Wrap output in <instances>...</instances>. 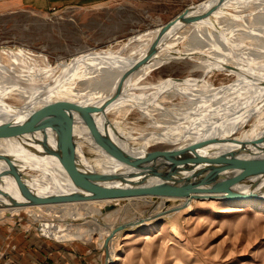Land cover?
<instances>
[{"label": "bare ground", "instance_id": "bare-ground-1", "mask_svg": "<svg viewBox=\"0 0 264 264\" xmlns=\"http://www.w3.org/2000/svg\"><path fill=\"white\" fill-rule=\"evenodd\" d=\"M213 2H197L185 15H195ZM162 25L134 33L125 39L126 42L120 40L103 49L78 51L73 59H64L55 65H50L45 56H39L41 66L38 68L33 64L38 56H33L32 52L0 48V103L26 108L27 111L54 114L65 110L71 112L69 117H76L81 107L99 102L116 90L123 73L132 62L144 55ZM263 27L264 0H225L202 20L171 26L150 60L125 80L122 97L110 103L101 114L94 113L95 123L76 126L75 135L83 165L102 175H117L153 159L145 151L151 144L172 145L163 151L166 158L162 161L167 162L199 153L204 140L211 137L226 144L232 141L243 143L240 147L231 144L220 146V151L212 154L211 158L232 159L235 163L264 159ZM248 38L253 41L248 43ZM176 60L191 62L192 68L201 75L144 82L155 69ZM215 72L232 75L234 81L215 86L208 79ZM8 99L17 104L8 102ZM131 111H136L139 118L149 119L148 126L155 130L135 137L130 127H125L128 129L125 131L119 121L108 118ZM1 115L14 116L6 106L0 107ZM248 123H251L250 128L244 129ZM36 137L39 138L38 135ZM254 139H259L261 143L257 146L246 144ZM104 140L111 146L110 153L103 149ZM85 147L88 153L90 151L95 155L83 157L81 151ZM0 156L9 157L17 165L16 177H33V181H23L30 194L45 197L73 191L56 158L29 136H0ZM0 162V171L4 170L0 175V203H3L0 204V219L29 215L41 235L57 242L88 241L96 234L102 239L101 246L106 247L108 260H112L113 264L121 261V255L114 253L117 225L102 223L95 215L122 201L22 205L14 174L8 171V163L4 159L0 158ZM225 174L237 179L245 176L251 182L264 183V174L247 176L237 169H227ZM153 199L132 198L127 201L141 200L146 203ZM157 200L159 203L153 210L158 211L139 214L133 219L141 220L138 225L155 220L163 208L184 203L182 199ZM224 203L233 207L256 205L264 209V203ZM117 210L105 215L109 216ZM225 211L221 209V212ZM149 216L153 218L148 219ZM77 220L81 222L74 224ZM150 230L136 231L135 235L146 239Z\"/></svg>", "mask_w": 264, "mask_h": 264}, {"label": "rangeland", "instance_id": "rangeland-1", "mask_svg": "<svg viewBox=\"0 0 264 264\" xmlns=\"http://www.w3.org/2000/svg\"><path fill=\"white\" fill-rule=\"evenodd\" d=\"M200 1L105 0L95 7L67 6L41 12L26 6L3 8L0 0V48L14 51L23 49L32 52L38 59L39 56H45L50 65H55L58 61L71 59L78 51L103 49L116 41L128 39L134 33L165 24L186 7ZM248 39V43L253 41ZM38 59L33 62L37 68L41 66V58ZM200 75L199 71L192 68L191 62L176 60L155 69L144 82ZM208 79L215 86L228 85L234 81L232 75L223 72H215ZM7 101L17 104L12 99ZM110 117L119 121L125 131L130 127L135 137L144 135L151 129L155 130L148 126L149 119L139 118L136 111L116 117L110 115L108 118L111 119ZM250 124L243 128L249 129ZM170 147L172 145L154 143L145 151L158 154ZM82 152L83 157L91 158L95 155L90 151L88 153L86 147L82 148ZM1 167L0 162V169ZM3 171H0L1 176ZM18 178L22 181L34 180L33 177L24 175ZM2 191L4 193L5 190ZM153 200L146 203L141 200L131 203L122 201L108 210H100L95 216L102 223L119 226L123 222H130L139 214L147 215L158 211L153 209L159 201L157 198ZM117 208L119 210L115 213L105 215ZM222 208L226 211L221 212ZM80 222L81 220H77L73 223ZM3 229L11 231L12 235L14 229L13 238L17 241L26 235L40 237L57 245H77L88 250L89 260H94L91 264H113L112 260H108V263L105 260L102 239L96 234L88 241L82 239L57 242L41 235L33 218L26 214L19 215L18 218L0 219V235ZM145 229H151L146 239L135 235L136 231ZM116 234L113 243L114 253L121 255L118 264H264V209L256 205L233 207L221 201H192L182 211L158 216L155 220L126 228Z\"/></svg>", "mask_w": 264, "mask_h": 264}, {"label": "water", "instance_id": "water-1", "mask_svg": "<svg viewBox=\"0 0 264 264\" xmlns=\"http://www.w3.org/2000/svg\"><path fill=\"white\" fill-rule=\"evenodd\" d=\"M224 1L214 0L213 3L199 13L186 16L187 11L193 8V5H190L163 24L159 33L147 47L144 55L132 62L130 67L123 73L116 90L99 102L87 103L81 107L80 113L76 117H69L71 112L65 110L54 114L49 111H27L26 108L0 103V107L6 106L10 113L14 115L12 117L1 115L0 136H29L35 140L46 149L47 153L56 158L63 175L73 188L70 193L45 197L30 194L23 181L15 176L14 172L18 168L17 165L9 157L0 156L8 163V171H12L14 174V182L22 198L20 204L127 201L132 198H173L183 200L184 203L180 206L173 205L170 208H163L156 215L161 216L178 211L192 201H249L264 203V183L251 182L245 176L237 179L236 177H231L232 175L227 176L225 174L227 169L240 170L247 176L264 174V159H252L235 163L232 159L211 158V155L218 151L220 146L228 144L234 147L243 146V143L239 141H232V143L226 144L223 140L212 139V137L206 138L199 153H193L191 156L167 162L162 161L166 158L163 151L158 154L149 152L154 157L150 161L141 165L136 164L131 170L110 176L102 175L96 170L88 169L83 165L75 135V128L78 124L88 126L95 123L96 113L101 114L110 103L122 97V88L125 80L150 60L154 52L161 46L165 34L171 26L175 24L183 26L190 22L202 20L219 8ZM74 57L75 55L71 59ZM260 143L259 139H254L246 144L257 146ZM102 145L105 152L110 151L111 146L110 144L108 145L107 140H104ZM225 150L227 151L228 149ZM81 154H83L82 151ZM8 171H6V174ZM151 218L153 217H148V219ZM140 222V219H135L121 224L115 228V231L119 232L126 228H132ZM103 248L105 260L108 263L105 245Z\"/></svg>", "mask_w": 264, "mask_h": 264}, {"label": "crops", "instance_id": "crops-1", "mask_svg": "<svg viewBox=\"0 0 264 264\" xmlns=\"http://www.w3.org/2000/svg\"><path fill=\"white\" fill-rule=\"evenodd\" d=\"M3 8L21 6L46 12L53 8L75 6L95 7L105 0H2ZM15 234V230L12 229ZM0 235V264H91L88 250L77 245H57L49 241L26 236L17 241L13 235L2 230Z\"/></svg>", "mask_w": 264, "mask_h": 264}]
</instances>
